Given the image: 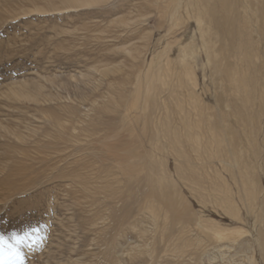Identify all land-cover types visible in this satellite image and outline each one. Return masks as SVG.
Masks as SVG:
<instances>
[{"label":"rangeland","instance_id":"374dc122","mask_svg":"<svg viewBox=\"0 0 264 264\" xmlns=\"http://www.w3.org/2000/svg\"><path fill=\"white\" fill-rule=\"evenodd\" d=\"M227 1L220 30L198 0H0V238L23 264H254L247 243L264 264V0ZM235 42L254 65L237 116L224 69L241 55L212 58ZM185 64L163 92L181 143L155 150L126 114ZM126 173L161 181L156 220L115 218Z\"/></svg>","mask_w":264,"mask_h":264},{"label":"bare ground","instance_id":"6f19581e","mask_svg":"<svg viewBox=\"0 0 264 264\" xmlns=\"http://www.w3.org/2000/svg\"><path fill=\"white\" fill-rule=\"evenodd\" d=\"M212 1H213L212 3H209L206 2V0H198L197 4L200 6L198 10V18L203 19V16L206 14L208 16L210 23L214 22L216 28L220 30H225L226 25L232 19L229 16V12L224 8V6H228V1L227 0H212ZM233 28L234 25H232V28L229 30V32L228 31L226 32L229 40L232 42L233 40H236L235 35H237V33ZM222 50L223 48L219 49L218 51H214L213 52L214 57L212 56V58L216 60L219 57H221V59H224L223 61H225L228 59L229 55L234 56L235 54L238 53L239 55H241V57H237L238 62H236L231 66L227 65L224 69V80L228 83V85H231L230 88V91H232L231 93L235 94L236 103H234L235 104L234 115L237 116L238 112L241 110L239 109V105H240L239 95H242L243 97V99H241L243 107L248 102L245 96L249 92L248 82L250 80V77H248L247 74L250 72V70L252 69L251 67L254 65L252 60L251 61L248 60L250 57V53L247 51L245 44L244 45L236 44L235 42V44L234 43L229 44L228 48L224 49V53L222 52ZM164 66H168V60H167V64H165ZM162 67L159 66L158 72L161 71ZM218 69L219 67L216 61L214 70L217 72ZM167 71L169 72L168 74L170 75L171 69L167 67ZM189 74H190V70L185 64L183 70L177 71L175 74H172L171 76L169 75L166 76V77L169 76L170 79L169 77L167 80H163L162 78L161 80L159 79L161 81L159 85H155L153 83L155 80L154 78H153L154 80H151L150 78L147 77V79L149 80L147 81L146 85H144L145 90L142 91L144 88L141 87V90L139 91L140 94L138 95V100L133 108V111H128L126 114V117L129 118L131 116V113H134L133 117L135 119L139 118L141 115H144L146 126H144L145 128L144 127L143 128L144 131H146L147 133L143 132V134L145 133V138L148 141V143H150L149 137L151 139V142L156 143L155 150H160L161 147L159 145H163V141H159L158 139L166 140L167 142H169V145H173V147L180 145L181 143L180 135L177 132V129L169 124L168 116L170 115V112L166 107L165 98H163V96L165 97V95L163 94V92H166V90L169 87L177 88L178 86L179 87L186 86ZM173 91H175V89H173ZM142 100H143V105L141 106L140 101ZM244 118L245 115L243 114L242 118L238 120H240L241 122H245ZM212 133L214 136H217V133H215V131ZM146 140L143 141L147 142ZM233 147L235 149L234 155L236 157L237 156L236 144H233ZM175 155L186 157L184 156L183 153H180L179 150H178V154L176 153ZM134 169L135 168L131 169L132 172ZM188 169L193 170L190 167V165ZM144 171H145L144 169H140V171L136 173L145 174ZM125 175L128 174L126 173ZM133 176L134 174H132L131 177L129 176L128 179H125L124 187H122V190L114 193V201L115 204L116 202L118 203V205L120 203L122 209L121 210L122 215L118 216L116 214L115 218L119 222L127 223L133 226L134 228V226H137L138 224L139 225L143 224L146 218L156 220L158 216V211L153 205V198L155 194H157L159 191H162V189L160 186L161 181L155 180L151 174L146 175L143 179H140L138 177L134 178ZM229 207L231 208V210L230 209L229 210L232 211L233 214L238 217L237 215L238 211L236 210V208L234 206H229ZM239 230H242V228L235 227L232 229H219L214 232L213 239L218 243L225 242L227 240H236V238L234 239L235 233L240 234L241 231ZM244 233L249 234L247 230ZM260 237L264 238V235H261ZM247 245H249L247 248H249V251L251 250L253 254L250 260H252L251 262L255 264L256 263V259L254 257L255 245L254 243H252L251 245L247 243ZM225 247H228V245L219 244L215 248L219 250L221 248L225 249Z\"/></svg>","mask_w":264,"mask_h":264},{"label":"snow or ice","instance_id":"6c2138e0","mask_svg":"<svg viewBox=\"0 0 264 264\" xmlns=\"http://www.w3.org/2000/svg\"><path fill=\"white\" fill-rule=\"evenodd\" d=\"M20 243L23 241H18V244ZM0 264H23L18 246L8 245L2 238H0Z\"/></svg>","mask_w":264,"mask_h":264}]
</instances>
